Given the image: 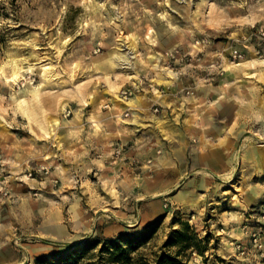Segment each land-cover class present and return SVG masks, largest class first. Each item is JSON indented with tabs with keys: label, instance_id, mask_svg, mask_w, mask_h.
<instances>
[{
	"label": "rangeland",
	"instance_id": "374dc122",
	"mask_svg": "<svg viewBox=\"0 0 264 264\" xmlns=\"http://www.w3.org/2000/svg\"><path fill=\"white\" fill-rule=\"evenodd\" d=\"M260 32L264 0H0V264L153 223L138 251L186 223L188 264H264ZM119 38L134 69L99 58ZM123 89L134 115L113 109Z\"/></svg>",
	"mask_w": 264,
	"mask_h": 264
},
{
	"label": "trees",
	"instance_id": "16d2710c",
	"mask_svg": "<svg viewBox=\"0 0 264 264\" xmlns=\"http://www.w3.org/2000/svg\"><path fill=\"white\" fill-rule=\"evenodd\" d=\"M155 224H150L139 235L121 234L114 240H93L91 246L95 253L86 251V243L76 247H70L67 253L56 254L50 258H41L37 264H62L58 262L66 256L70 259L77 255L81 262L78 264H188L187 250H194L201 254L200 242L193 232L188 231L186 223L181 224V230L173 233V238L167 240L158 250H150L149 253L138 251L150 237ZM91 247V248H92ZM176 250L171 252L169 248ZM81 259V260H80ZM68 264V260H66Z\"/></svg>",
	"mask_w": 264,
	"mask_h": 264
},
{
	"label": "bare ground",
	"instance_id": "6f19581e",
	"mask_svg": "<svg viewBox=\"0 0 264 264\" xmlns=\"http://www.w3.org/2000/svg\"><path fill=\"white\" fill-rule=\"evenodd\" d=\"M118 45L108 53V54H102L99 58L104 59L105 65H107V68L110 69L111 71L114 70H131L135 68L136 62H135V50L134 46L132 43H129L126 48H123V39L119 38L117 39ZM165 57L163 55L161 56H154L153 59L155 61L154 64H152V67L154 69L158 68L157 63L163 60ZM97 59H94L93 65L94 67H97ZM32 67L28 66L25 69H22L21 67H16V66H11V80H15L18 75L23 71H32ZM161 74L166 77V78H172L173 74L166 70V69H161ZM91 100L93 99V95L90 96ZM139 99L138 96H134L132 98H129L128 100H123L118 97L116 92L111 93V102H113L114 107L113 109H116L117 112H120L122 110H128L130 111L133 115L135 114L134 110L136 109L135 103ZM111 110V109H110ZM116 117H118V120H121L120 115L117 114ZM123 122H125L123 120Z\"/></svg>",
	"mask_w": 264,
	"mask_h": 264
},
{
	"label": "built area",
	"instance_id": "2783aa9c",
	"mask_svg": "<svg viewBox=\"0 0 264 264\" xmlns=\"http://www.w3.org/2000/svg\"><path fill=\"white\" fill-rule=\"evenodd\" d=\"M260 35H261L262 37H264V32H260ZM263 46H264V45H263ZM97 51H99V50H97ZM238 55H239V54H238ZM131 95H132V90H131V89H123V90L120 91V97H121L123 100L129 98ZM114 154H115L116 156H118V155L120 154V150H119V148H117V149L114 151ZM238 249H239V247H238Z\"/></svg>",
	"mask_w": 264,
	"mask_h": 264
},
{
	"label": "crops",
	"instance_id": "0c3cea01",
	"mask_svg": "<svg viewBox=\"0 0 264 264\" xmlns=\"http://www.w3.org/2000/svg\"><path fill=\"white\" fill-rule=\"evenodd\" d=\"M172 161V160H171ZM172 163H173V165H174V168L171 166L172 164L171 163H169L168 164V169L170 170V171H172V174L175 172V171H177V169H179V168H181L180 166H179V163L178 164H176L174 161H172ZM196 166H197V164H195ZM203 165H205V164H203ZM198 167V166H197ZM174 184V182H172V184L171 185H173ZM173 187V186H172ZM170 203H174V202H172V200L170 201ZM173 205H175V204H173Z\"/></svg>",
	"mask_w": 264,
	"mask_h": 264
}]
</instances>
